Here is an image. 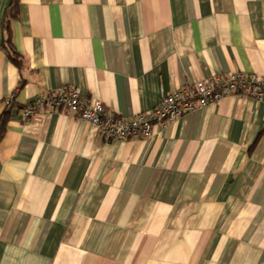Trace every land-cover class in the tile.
<instances>
[{"label":"crops","instance_id":"crops-1","mask_svg":"<svg viewBox=\"0 0 264 264\" xmlns=\"http://www.w3.org/2000/svg\"><path fill=\"white\" fill-rule=\"evenodd\" d=\"M234 72L264 77V0H0V264H264V100L224 97L142 140L19 116L68 87L132 118Z\"/></svg>","mask_w":264,"mask_h":264},{"label":"built area","instance_id":"built-area-1","mask_svg":"<svg viewBox=\"0 0 264 264\" xmlns=\"http://www.w3.org/2000/svg\"><path fill=\"white\" fill-rule=\"evenodd\" d=\"M230 96L264 100V77L246 72L216 75L163 95L157 106L132 118L116 116L101 101L63 87L35 98L20 108L19 116L23 121H31L40 112L65 111L97 128L106 142L142 140L151 135L154 126L164 127Z\"/></svg>","mask_w":264,"mask_h":264},{"label":"trees","instance_id":"trees-1","mask_svg":"<svg viewBox=\"0 0 264 264\" xmlns=\"http://www.w3.org/2000/svg\"><path fill=\"white\" fill-rule=\"evenodd\" d=\"M12 9H15V4L12 2L11 4ZM9 10H11V7H8V10L6 11L5 15H4V23H3V29H4V37L2 40V44L1 47L3 49H5L8 53V58L10 60V62L17 67L18 69L21 68L22 66V60H21V56L14 51V49L12 48V45L10 43V38H9V27H8V18L7 16L9 15ZM13 100L9 101L6 104V108L2 111L1 115H0V141L2 140L4 133H5V125L7 120L10 118V111L11 108L13 107Z\"/></svg>","mask_w":264,"mask_h":264}]
</instances>
